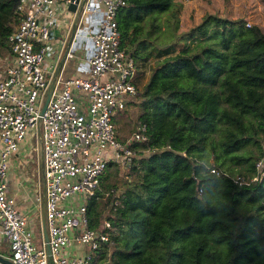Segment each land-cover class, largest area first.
<instances>
[{
	"label": "trees",
	"instance_id": "16d2710c",
	"mask_svg": "<svg viewBox=\"0 0 264 264\" xmlns=\"http://www.w3.org/2000/svg\"><path fill=\"white\" fill-rule=\"evenodd\" d=\"M17 2L0 0L1 52ZM181 4L125 0L116 11L136 69L154 61L113 120L133 105L146 137L129 143L128 165L107 164L87 200L88 225L100 229L107 192L110 222L89 264H264V173L233 180L259 174L264 155V32L214 12L180 30ZM112 165L124 169L119 185L108 180Z\"/></svg>",
	"mask_w": 264,
	"mask_h": 264
},
{
	"label": "built area",
	"instance_id": "2783aa9c",
	"mask_svg": "<svg viewBox=\"0 0 264 264\" xmlns=\"http://www.w3.org/2000/svg\"><path fill=\"white\" fill-rule=\"evenodd\" d=\"M97 2L103 3L102 17L97 29L89 30L95 50L88 59L87 74L59 77L60 88H50L62 51L65 48L64 60L71 54L86 16L97 11ZM71 3L75 4L74 10L69 8ZM124 3L125 0L17 2L18 21L8 34L9 50L0 51V238H6L13 264H89L99 241L108 239V232L103 230L110 225L106 217L100 229L89 227L87 200L95 194L107 164L128 165L133 153L129 143L146 137L145 126L140 124L127 140H120L113 121L115 110L124 108L136 93L135 62L120 46L116 22V11ZM55 40L60 41L58 50ZM48 90L50 96L40 113ZM34 127L41 143L50 253L44 237L41 246L36 244L34 228L8 192L11 157ZM263 163L264 155L256 162L259 174L236 175L233 180L248 183L257 179L263 174ZM118 202L116 193L111 204ZM74 238L87 245L86 252L65 253Z\"/></svg>",
	"mask_w": 264,
	"mask_h": 264
},
{
	"label": "rangeland",
	"instance_id": "374dc122",
	"mask_svg": "<svg viewBox=\"0 0 264 264\" xmlns=\"http://www.w3.org/2000/svg\"><path fill=\"white\" fill-rule=\"evenodd\" d=\"M182 6L179 12V25L181 29H187L197 22H199L203 15L207 12H214L221 15L229 17H241L246 15V19L252 22L251 15L254 16L255 21H260V18L264 16V0H181ZM97 11L90 13L86 16L83 24L80 26L76 39L72 46V51L76 56H83L82 65H87L88 59L93 54L95 50V43L91 36L89 35V30L97 29V22L102 17L101 8L103 7L102 2H97ZM250 15V17H248ZM63 24H66L65 22ZM163 27V26H162ZM60 46V41H57L55 49L58 50ZM162 55V54H160ZM154 58H150L147 62L148 64H141L140 72L136 76V88H140L145 82L149 70V64L152 65ZM46 66H48V59H46ZM70 64H68V68ZM139 67V66H138ZM133 97V96H132ZM130 97V98H132ZM131 106H126V111L124 110L119 114L117 119L113 120L115 124V130L118 138L120 140H127L133 129V115H135L136 108ZM121 110V109H120ZM119 111V110H118ZM117 110H115V113ZM18 156V158H16ZM14 157V161L11 163L10 172L12 177H16L19 180V185L27 186L30 190L31 197L33 199L32 206L36 210L35 218L31 219L35 226L37 233L36 242L39 245V235L41 233V212L38 210V193H43V175H42V160H41V143L40 138L37 135L36 128L29 129L26 133L24 141L21 143L19 149V155ZM22 159V160H21ZM24 160V162H23ZM110 176L108 180L115 179V183L119 185L123 179V170H120L119 174H116L115 167L112 165L109 168ZM264 173V169H261ZM104 173V171H103ZM116 190V189H115ZM113 190V193L114 191ZM116 193V192H115ZM29 194V193H28ZM99 209L102 211V220L106 217L109 208V200L107 198V192L98 198ZM5 239H0V253L11 259V250L9 247L3 245ZM52 263V261L50 262Z\"/></svg>",
	"mask_w": 264,
	"mask_h": 264
},
{
	"label": "crops",
	"instance_id": "0c3cea01",
	"mask_svg": "<svg viewBox=\"0 0 264 264\" xmlns=\"http://www.w3.org/2000/svg\"><path fill=\"white\" fill-rule=\"evenodd\" d=\"M254 16H256V15H254V14L251 15V19H252L251 23H257L261 27L262 31L264 32V16H262L260 18V21H258V20L255 21L256 19H254ZM241 17L246 18V15L245 16H241ZM248 17H250V15ZM57 36H58V34H57ZM57 41L58 40H55L56 45H57ZM64 51H65V48L62 51V54H61L60 60L58 62V65L55 67L56 68V71H55L56 76H54L50 80V84H49V85L52 84V87H54L56 90L60 88L59 84L61 82H60V78L59 77H67V76H71V75L85 76L87 74V72H88L87 71V69H88L87 65H82V61H83L82 59L85 58V54L84 53H83V56H76L75 53L72 51V48H71V51H70L71 54L70 55H66V57L67 56L68 57L63 60V57L65 56L64 55ZM68 64H70L69 68H68ZM137 72H140V67H138V66H137V69H136L135 78H136V76H138ZM148 75H149V70H148L147 76L145 78V81L147 80ZM135 83H136V81H135ZM133 124H134V122H133ZM17 155H19V150H18V152H16L11 157L10 166H11V163L14 161V157H16ZM16 158H18V156ZM41 160H42V157H41ZM23 162H24V160H23ZM9 169H10V167H9ZM11 174L12 173L9 170L8 171V176H7L8 192L15 197V199H16V207L29 219V222H30L29 225L32 228H34V240L36 242L37 233H36V230H35V226H34V224L31 221L32 218L33 219L35 218V214H36L35 211L36 210H34V207L31 204V203H33V199H32L31 194H30L31 192H30V190L28 189L27 186L19 185V180L16 177L11 178L12 177ZM42 175H43V172H42ZM40 195H41V199H40V201H38V210H39V212L42 211L43 195H44V180H43V193L40 194ZM44 212H45V210H44ZM40 225H41V233H40L39 238H38L40 244L38 245L37 242H36V244L38 246H41L43 244L42 238L44 237L43 230H42V223ZM69 232H70L71 236L74 237V232L72 230H70ZM2 238H3V235H2ZM2 238H0V239H2ZM4 239H5V242H4L3 245H5L6 247H9L7 245V241H6L5 237H4ZM86 250H87V245L83 244L81 242H77L75 240V238H74L72 240L71 247L66 249L65 253L69 254V255H71V254H83L84 252H86ZM0 254H2V253H0Z\"/></svg>",
	"mask_w": 264,
	"mask_h": 264
},
{
	"label": "water",
	"instance_id": "95a60500",
	"mask_svg": "<svg viewBox=\"0 0 264 264\" xmlns=\"http://www.w3.org/2000/svg\"><path fill=\"white\" fill-rule=\"evenodd\" d=\"M69 8L71 10H74L75 4L74 3L69 4ZM55 76H56V73H55ZM50 88H52V84L50 85ZM49 96H50V90H48L47 93H46L45 100H44V103H43V105L41 107L40 113L43 112V110L45 108V104H46ZM135 129H136V125L134 123L132 131H134ZM44 198H45V196L43 195L41 222H42V230H43V234H44V239H45V243H46L45 244L46 250H47L48 253H50V248H49V244H48V233H47V227H46V223H45V212H44V210H45V201H44ZM0 264H13V262L8 257L0 254Z\"/></svg>",
	"mask_w": 264,
	"mask_h": 264
}]
</instances>
